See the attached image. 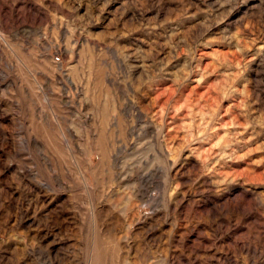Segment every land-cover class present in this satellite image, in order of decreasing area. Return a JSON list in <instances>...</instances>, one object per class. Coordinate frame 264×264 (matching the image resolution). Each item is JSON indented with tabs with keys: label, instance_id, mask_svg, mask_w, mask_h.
I'll use <instances>...</instances> for the list:
<instances>
[{
	"label": "rangeland",
	"instance_id": "rangeland-1",
	"mask_svg": "<svg viewBox=\"0 0 264 264\" xmlns=\"http://www.w3.org/2000/svg\"><path fill=\"white\" fill-rule=\"evenodd\" d=\"M0 264H264V0H0Z\"/></svg>",
	"mask_w": 264,
	"mask_h": 264
}]
</instances>
